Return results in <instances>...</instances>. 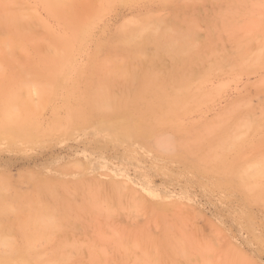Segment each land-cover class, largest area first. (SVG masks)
<instances>
[{
  "label": "rangeland",
  "instance_id": "374dc122",
  "mask_svg": "<svg viewBox=\"0 0 264 264\" xmlns=\"http://www.w3.org/2000/svg\"><path fill=\"white\" fill-rule=\"evenodd\" d=\"M161 31L173 42L187 33L189 47L171 48L154 68L181 69L179 88L194 98L174 126L155 129L127 112L130 135L104 109L67 122L99 78L113 94L135 91L125 74H140L146 53L127 51L118 38L137 33L139 41ZM0 37L11 39L0 42V95L13 89L28 106L17 116L19 134L0 132V193L13 211L29 197L57 204L55 227L36 242L38 261L264 264V0H62L52 7L0 0ZM53 39L65 41L68 52L56 76L43 70L60 49ZM227 129L233 143L219 150ZM160 138L166 147L157 145ZM258 167L263 175L252 178L254 189L241 186L239 168ZM5 214L0 227L18 245V216ZM28 262L0 247V264Z\"/></svg>",
  "mask_w": 264,
  "mask_h": 264
},
{
  "label": "bare ground",
  "instance_id": "6f19581e",
  "mask_svg": "<svg viewBox=\"0 0 264 264\" xmlns=\"http://www.w3.org/2000/svg\"><path fill=\"white\" fill-rule=\"evenodd\" d=\"M61 1L62 0H45L46 4L49 7L59 5L61 3ZM64 2H66V1H64ZM8 26H10V25H8ZM183 33H181V32L178 33L179 34L178 35L179 40L177 42H173V39L170 37L168 32H163V31L148 33L146 36H142L139 41H134V37H135V35H137V33H135L133 35L131 33L130 35H132V36H130L129 38L128 37L122 38L119 35L120 37L118 38V40L121 42V44H124L126 46L127 51H128V48H130V49H134L135 50L134 52H136V54L137 53H146L145 55H146L147 59L144 58V59H146V62L144 61V63H147V64H146L145 68H144L143 64H141L143 66L142 68H144V70H142L140 72V74L139 73L136 74L133 72L126 73L127 75L125 74V78L127 80H132V81H135L137 83V85H138L137 89L135 91H133L132 93H130L129 89L128 90L124 89V90H121L118 94H113V93H111V91H109V89H110L109 86H111L110 82H106V81L103 82L99 78V80L95 84L90 85V86H93L94 88L90 87L89 91L85 95L80 97V99L77 102V106H74L72 109H70V111L68 113V121L67 122H69V123L76 122L77 123V122H79L85 118L86 112H91V111L96 110V109H104L106 111V118L109 121L116 123L117 127L119 129H121L122 132H127L128 134H130L129 133V125L131 124V120L127 117L124 118V114L127 112H135V113L138 112L144 120L149 121L154 127L160 126L163 123L164 124L165 123H172L171 125L174 126L175 124H173V123H176L178 115L180 113V109L183 107V105L186 102H189V100L191 99V96L189 95L187 90H185L182 87L179 88V86L181 84L178 80V77L181 75L183 76L182 72L180 71L181 69H177L174 66L173 67L172 66L167 67V68H164L162 70H155L154 68L156 66H158L156 64L161 60L163 55L170 54L171 48L175 47L178 49V51H181V52L184 50L186 51L187 44L185 43V40L183 41L182 39H184V38L186 39L187 33H186V35ZM3 37H5V35L4 36L2 35V38ZM2 38L0 37V42H2V41H9L10 42V40H11V39L8 40L6 38L2 39ZM53 40H54L55 46L57 48L59 47L60 49L58 48L59 51L56 53L54 50V57L48 56L46 58L47 61H46L45 65H43V70H47V71L51 70V73L53 74V76H56V75L61 73L58 70L62 67L61 61L63 58L67 57L68 52L66 51L67 45H66L65 41H58L56 39H53ZM3 45H4V43H3ZM148 47H151L152 49H154L155 52H154L153 56L149 57L147 55V54H149V52H147ZM187 48H189V47H187ZM10 49H11V47H10ZM108 50L110 53L113 51V49L111 47H109ZM114 50H117V49H114ZM46 52H47V50H46ZM130 52H131V50H130ZM152 53H153V51H152ZM181 62H182L181 68H185L188 65V63L186 61H181ZM117 67H119V66H117ZM120 76H122V74ZM160 77L162 78L161 79L162 84H160ZM48 84H47V86L50 85V84L49 85ZM53 84H58V79L56 82H53ZM158 85H160V87H158ZM43 86L45 87L44 84H43ZM168 86L170 87L169 90L166 89V87H168ZM21 89H20V92L23 91V89L22 90ZM51 89H53V88H51ZM3 91L4 92L2 93V95H0V101L2 102V107H3V109L0 110V111H2V112H0V117H1L0 132L4 133L6 131L5 133L8 132V133H13V134H19L21 131H19V133H18V131H16L17 129L14 127V126H17V124H18L17 123V116L19 118L18 113H21V112L24 115L28 111V106H27V104H24L21 102L22 99H20L18 93L15 90L7 89V90H3ZM49 91H46V92H49ZM0 93H1V91H0ZM49 93H47V94H49ZM192 99H194V98H192ZM192 99L190 101H192ZM195 99H196V97H195ZM23 100H24V98H23ZM26 101H28V100H25V103H26ZM20 123H21V119H20ZM100 124H101V122H100ZM55 125H57V124H55ZM32 128H33V126H32ZM136 129L141 134L144 133V130H142L141 127H136ZM155 129H157V128L155 127ZM151 130L148 131V133L150 135L153 134L154 139H155V137L157 136L158 133H155V130L153 128ZM113 131L114 130H112V132ZM115 132H116V130H115ZM23 133H27V132H23ZM160 135H162V133H160ZM222 135H223V137L224 136H227V137L225 139L219 141L218 147L220 148L219 150H221V149L226 150V148H228L232 145L234 138L229 136L228 129L222 130ZM133 136L135 138H137L136 135L133 134ZM164 139L165 138H160L157 141L158 142L157 145L159 147H166V145L168 144V141L164 140ZM214 156H216V155H214ZM235 168H237V165ZM231 169L234 170V168H231ZM261 169L258 167V168H251L250 170L246 171V169L243 170V169L239 168L238 174H239V181H240L241 186L247 187L248 189H251V190L254 189V186L252 184H249V183L252 181V178L262 174L263 169L262 170ZM232 174H233V172H232ZM236 174H237V172H236ZM2 185H0V189H1V187H3ZM43 188L51 194L52 201H55L56 197L52 194V192H53L51 190L52 188L51 187H45V186H43L42 189ZM38 190L40 191V188ZM11 203L12 202H10L9 200H6V197L0 193V215L2 213H6V214L13 213L14 215L18 216V217H15L16 223H14V224L17 225V229L15 230V232L18 234L21 241H20V244H18V245L15 244L16 246L13 245L14 243L13 244L11 243V242H13V241H11V235H9L10 231H8L6 229H2L1 227H3V226L0 225L1 226L0 227V247H7L9 251H11L15 254H21V255L25 256L28 259V261L32 264H49V263H46L47 260L45 262L44 261H38L39 259L37 260V256L33 255V254L37 253L34 249L36 242L39 239H42L44 236H46V234H48V232L55 227L54 226V223H55L54 219H55L57 212L54 211L55 210L54 207H56V205H57L56 201L52 202L53 205H49V204H46L45 202L43 203L40 196L29 197L26 201H23V202L21 201V203H18L17 206H15L17 208L16 211H13L14 208H13ZM57 209H59V211H60L63 208H57ZM1 218H3V217H1ZM56 218L58 220L57 216H56ZM59 218H60V216H59ZM1 222L3 223V221H1ZM14 228L15 227H13L12 229H14ZM54 230H53V232H54ZM59 248H61V245ZM21 259H23V258H21ZM53 259H54V257H53ZM58 260H59V258H58ZM53 262H56V261H53Z\"/></svg>",
  "mask_w": 264,
  "mask_h": 264
}]
</instances>
